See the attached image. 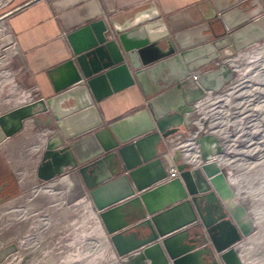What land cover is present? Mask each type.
<instances>
[{"label": "water", "instance_id": "water-1", "mask_svg": "<svg viewBox=\"0 0 264 264\" xmlns=\"http://www.w3.org/2000/svg\"><path fill=\"white\" fill-rule=\"evenodd\" d=\"M199 9L221 34L185 49L169 36L172 53L154 62H146L147 50L129 47L124 36L161 17L151 6L120 25L100 18L67 32L68 55L41 68L50 86L41 112L54 131L44 140L34 179L63 193L66 205L89 199L110 248L105 264H223L252 231L231 170L218 161L223 138L201 131L194 118L200 101L186 102L180 80L168 82L195 72L199 93L222 92L236 79L230 61L264 41V0H203ZM135 85L146 96L143 109L104 126L97 105ZM101 127L94 133L97 147L80 157L71 141ZM193 127L195 162L183 158L184 146L174 147ZM102 158L111 161L115 176L86 186L96 175L93 162L87 163ZM171 168L177 175L168 179ZM17 250L13 240L0 244V264Z\"/></svg>", "mask_w": 264, "mask_h": 264}, {"label": "crops", "instance_id": "crops-1", "mask_svg": "<svg viewBox=\"0 0 264 264\" xmlns=\"http://www.w3.org/2000/svg\"><path fill=\"white\" fill-rule=\"evenodd\" d=\"M202 1L0 0V16L6 14V17L0 21L5 26L6 33L17 45L16 53L27 67L29 81L28 85L21 86L22 90L10 84V93L0 95V191L12 192L15 187L21 191L15 176L16 172L22 176L23 188L26 185L35 188L31 173L39 162V155L48 132H53V128L45 125L47 117L41 112V99L50 93V86L41 68L68 55L63 39L64 34L100 18L108 26L111 22L120 25L136 12L155 6L161 13L159 19L139 25L124 34L130 42L129 47L147 50L145 60L150 63L172 53L168 42L169 36L174 39L179 49H185L221 34L220 25L214 23L211 27L203 20L201 9H199ZM11 55L13 54H6L4 57ZM8 76L4 71L0 73V78L4 79ZM177 80H180L186 102H190L193 98L200 101L199 109L194 117L200 128L204 122V113L208 111L201 109V105L209 104L211 107L217 104L219 99L216 95L218 94L208 96L206 93H199L194 87L191 74L182 75L179 79H170L168 84L173 85ZM230 85L232 84H227L223 90ZM22 100L27 102L12 111L7 110ZM145 100L146 96L139 86L135 85L106 97L97 105V109L106 126L112 121L143 109ZM12 113L16 114L14 119L8 117ZM198 114L201 116L198 117ZM196 128L198 127L189 129L181 138L177 137L174 144V147L184 146L188 155L185 154L183 158L192 162L196 161L197 149L192 140V134L195 133ZM209 128L207 123H203L201 131L211 130L220 136L215 130ZM103 129L101 127L90 131L71 141L76 143L80 157L97 147L94 133ZM102 136L105 135L102 134ZM10 155L11 157H8ZM24 156L26 157L23 159ZM35 159H37L36 164H33ZM218 161L221 165L226 164L223 158ZM92 162L94 164L92 169L96 175L89 181H84L86 186H93L96 181L115 176L110 160L104 161L102 158L101 163L97 164L96 159H93L87 164ZM88 174L93 175V171H89ZM80 176L84 180L82 175ZM24 193L26 196L28 191ZM140 236L139 233L137 237Z\"/></svg>", "mask_w": 264, "mask_h": 264}, {"label": "rangeland", "instance_id": "rangeland-1", "mask_svg": "<svg viewBox=\"0 0 264 264\" xmlns=\"http://www.w3.org/2000/svg\"><path fill=\"white\" fill-rule=\"evenodd\" d=\"M4 28L0 21V73L9 75L0 78L2 96L10 93V84L18 90L29 84L27 67L18 54L4 57L11 42ZM237 65L236 82L216 95L217 104L201 105L208 110L203 120L224 140V165L231 170L230 181L236 185L237 198L252 228L238 249L229 250L221 263L264 264V41L245 50ZM15 176L21 191L18 187L12 192L0 191V243L14 239L20 247L3 264L109 261L108 246L86 197L66 205L63 193H54L47 184L23 188L21 174L16 172ZM26 190L24 202H11L2 208Z\"/></svg>", "mask_w": 264, "mask_h": 264}, {"label": "bare ground", "instance_id": "bare-ground-1", "mask_svg": "<svg viewBox=\"0 0 264 264\" xmlns=\"http://www.w3.org/2000/svg\"><path fill=\"white\" fill-rule=\"evenodd\" d=\"M258 44V43H257ZM257 44H255V45H257ZM255 45H253V46H255ZM252 46V47H253ZM252 47H250V48H252ZM249 48V49H250ZM17 45L15 44V42H13L12 40H11V42H10V45H9V48H8V50H7V52H6V54L8 55V54H14V53H16V51H17ZM246 50H248V49H246ZM245 51V50H244ZM244 51H241L235 58H234V60L233 61H230L234 66V68L236 69V73H235V77H236V79L233 81V79H232V81L233 82H228V83H226L225 85H224V87L227 85V84H234L235 82H236V80H237V74H238V72H239V67H238V61H239V57H240V55L244 52ZM246 60H248V59H246ZM249 61V60H248ZM241 62H244V61H241ZM12 86L13 87H16V85L15 84H12ZM207 95V94H206ZM25 102H27V101H24V100H22V102H20L19 104H17V105H15V106H13L12 108H10V109H7V110H9V111H12V109H14V108H17V107H19L20 105H22L23 103H25ZM9 118H12V119H14L15 117H16V114H14V113H12L11 115H9L8 116ZM202 126H203V122H202V125H200V128H202ZM41 151H42V149H41ZM196 156H197V151H196V154H195ZM9 157H11V155L9 156ZM26 156H24L23 157V159L25 158ZM22 159V160H23ZM36 160L37 159H35L34 160V162H33V164L35 163L36 164ZM39 160H40V155H39ZM38 164V163H37ZM31 180H32V183H33V185L36 187H43V186H45L46 184H42V183H39L38 181H36L35 179H34V172L32 171V173H31ZM21 185H23V182L21 181ZM18 196V195H17ZM24 196H25V193H23V194H21L20 196H18V197H15V198H13V199H10L7 203H6V205H4L2 208H5L6 206H8L11 202H24ZM88 199V198H87ZM88 201H89V199H88ZM90 202V201H89ZM90 205H91V203H90ZM91 209H92V211H93V217L95 218L94 220H96V223H97V227L100 229V231H102V235H103V241L105 242V236H104V231H103V228H102V226H101V224H100V222H99V220H98V218H97V215H96V213L94 212V210H93V208H92V206H91ZM7 241H11V240H7ZM6 241V242H7ZM13 241H15L14 239H13ZM6 242H4L3 244H5ZM16 242V244H17V246H18V248L20 247V245L18 244V242H17V240L15 241ZM0 244H2V243H0ZM106 244V243H105ZM240 244H241V242L240 243H238V245H236V247H235V249H238V247L240 246ZM108 246V245H107ZM106 252L108 253H110V248L108 247L107 248V250H106ZM12 257V256H11ZM230 258V257H229ZM9 259V258H8ZM4 263V262H3ZM2 263V264H3Z\"/></svg>", "mask_w": 264, "mask_h": 264}, {"label": "built area", "instance_id": "built-area-1", "mask_svg": "<svg viewBox=\"0 0 264 264\" xmlns=\"http://www.w3.org/2000/svg\"><path fill=\"white\" fill-rule=\"evenodd\" d=\"M191 75H192V78L194 79L195 76H196V73L193 72V73H191ZM176 175H177L176 170H175L174 168H171V169H169V171H168L167 178H168V179H171V178H174Z\"/></svg>", "mask_w": 264, "mask_h": 264}]
</instances>
